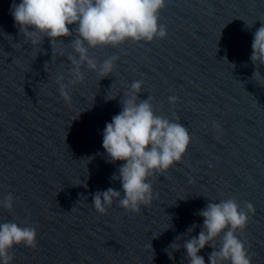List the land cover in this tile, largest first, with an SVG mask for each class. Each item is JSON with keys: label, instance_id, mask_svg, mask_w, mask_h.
Segmentation results:
<instances>
[{"label": "water", "instance_id": "95a60500", "mask_svg": "<svg viewBox=\"0 0 264 264\" xmlns=\"http://www.w3.org/2000/svg\"><path fill=\"white\" fill-rule=\"evenodd\" d=\"M12 3L0 0V200L13 197L0 223L34 227L36 241L10 249L11 264H188L182 247L173 259L165 249L199 233L207 203L228 199L254 206L236 235L251 264H264V79L252 77L264 66L250 61L264 0H165L164 38L90 49L98 62L118 57L115 67L105 78L82 67L75 84L67 57L76 33L33 45L14 25ZM138 80V101L149 97L190 142L180 161L148 177L152 199L138 212L114 200L101 214L92 197L120 190L112 177L122 163L106 162L101 133ZM212 250L198 253L205 264Z\"/></svg>", "mask_w": 264, "mask_h": 264}, {"label": "clouds", "instance_id": "9594fccd", "mask_svg": "<svg viewBox=\"0 0 264 264\" xmlns=\"http://www.w3.org/2000/svg\"><path fill=\"white\" fill-rule=\"evenodd\" d=\"M165 0H13L10 15L14 25L22 29L33 45H40V37H47L50 43H60V37L71 36L74 55H69L71 84L83 80L82 67L97 72L103 78L109 76L118 59L111 56L98 62L90 57L89 50L98 46H117L125 41L150 42L164 38L166 28L159 23V11ZM69 26H74L71 28ZM250 61L255 66H264V24L254 33ZM252 77H260L254 71ZM58 77L60 94L69 100L68 85ZM142 81H134L121 111L106 122L102 135V148L108 163L121 161L118 176L121 188L96 191L92 197L94 209L104 214L114 200L127 211L138 212L141 204L152 199V186L148 177L157 171L167 170L181 160L190 142L187 128L167 118L155 115L150 98L138 101ZM175 96L169 97L175 103ZM91 159V157L89 158ZM0 207L11 209L13 197L5 196ZM241 208L235 199L209 202L197 215L202 218L199 233L184 239L177 236L165 249L169 259L172 252L183 248L188 264H205V258L198 253L208 246L213 250L208 255V264H251V256L244 242L236 235L254 213V206ZM171 227V226H170ZM168 227L167 229H169ZM193 224L187 229L191 234ZM165 229V230H167ZM219 238L218 247L215 242ZM183 240V243L178 241ZM36 229L21 226L16 222L0 223V264H11L10 249L23 243L34 247ZM171 249V251H170Z\"/></svg>", "mask_w": 264, "mask_h": 264}]
</instances>
